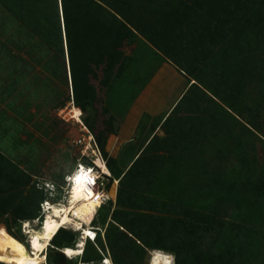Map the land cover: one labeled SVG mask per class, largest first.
I'll return each mask as SVG.
<instances>
[{
	"label": "rangeland",
	"instance_id": "1",
	"mask_svg": "<svg viewBox=\"0 0 264 264\" xmlns=\"http://www.w3.org/2000/svg\"><path fill=\"white\" fill-rule=\"evenodd\" d=\"M75 2L72 83L55 0H0V244L92 136L118 181L91 225L124 264H264V0Z\"/></svg>",
	"mask_w": 264,
	"mask_h": 264
},
{
	"label": "bare ground",
	"instance_id": "2",
	"mask_svg": "<svg viewBox=\"0 0 264 264\" xmlns=\"http://www.w3.org/2000/svg\"><path fill=\"white\" fill-rule=\"evenodd\" d=\"M65 44L67 51V61L69 64L67 42ZM69 73L71 82L73 83L70 65ZM80 115V109L75 106L73 108V117L79 121L81 120ZM75 165L71 170L72 177L70 183L64 184V186H67L68 190L66 201L62 202L61 204H51L48 207L49 209L46 211V215L42 219V222L39 226H33L28 222V219H25L23 221L25 225H20V234L23 237V241L21 240L13 243L0 244V257L4 258L0 259V264H40L50 247L57 248L66 254L70 259L78 258L80 254L84 252V248L86 246L84 237H80L78 244L74 247L69 245L58 247L53 242V239L60 228L64 229L70 226L75 232H80L83 229L85 230L84 233L89 232L88 225L91 224V217L93 216L94 210L97 208V206H99V202H96L91 198L92 191L85 187L84 178H82L80 182L75 181L74 177L81 172L76 170ZM104 168L105 170L110 171L108 165H105ZM117 181L118 179L116 178V182ZM45 186L47 187V190L55 189V186L54 188H51V185L48 186L47 184H45ZM57 211L60 212L59 216L55 214ZM61 221L64 222L61 223ZM54 225H58V227H55ZM76 225H80V227L77 228ZM34 239L42 247H34L32 243ZM81 245L82 247H80ZM20 248H22L23 251H20ZM65 250H71L73 255H68ZM153 251H159L163 255H171L170 253L158 248L152 249L150 251L148 264H150L151 260L153 259ZM81 264L87 263H84L82 260Z\"/></svg>",
	"mask_w": 264,
	"mask_h": 264
},
{
	"label": "built area",
	"instance_id": "3",
	"mask_svg": "<svg viewBox=\"0 0 264 264\" xmlns=\"http://www.w3.org/2000/svg\"><path fill=\"white\" fill-rule=\"evenodd\" d=\"M92 136H89L88 141L83 144V148L81 150V158H79L76 161V170L81 171L83 170L84 172L87 173V179L84 178L85 182V187L88 188L89 190L92 191L91 198L99 202V205L102 206L103 204L107 203L111 199V194H110V186L113 184V182H116V179L112 176L111 171L105 170V165H107V161L103 157L98 145L92 141ZM81 142V140H80ZM99 162V163H97ZM90 170V171H89ZM72 177V172H68L64 176V184L70 183ZM94 180L95 183H91L90 181ZM110 184V186H109ZM48 185V184H47ZM52 187L54 188V184L51 183ZM62 193L58 194L56 188L53 190H47V187H45L46 191L48 194L46 197L40 202V213L39 216L36 217L35 219L29 220L28 222H36L38 220H41V217L43 215L45 216L46 211L49 209L48 207L51 204H61L66 200V196L68 193L67 186H62ZM57 191V192H56ZM63 196L65 200H62ZM45 205H48V207H45ZM42 222V220H41ZM40 222V224H41ZM22 226L25 225L24 222H21ZM89 227V232H92L95 234V238L93 239L92 237H88L84 233V229L82 230L81 236L84 237L85 242L89 239L93 242H95L97 235L99 232H101V228L95 225H88ZM102 233V232H101ZM78 244V241L76 245ZM102 252V251H101ZM83 252L80 254L82 256ZM103 256L99 264H103L105 260L110 261V264H114L113 259L110 255L109 252L104 253L102 252Z\"/></svg>",
	"mask_w": 264,
	"mask_h": 264
},
{
	"label": "trees",
	"instance_id": "4",
	"mask_svg": "<svg viewBox=\"0 0 264 264\" xmlns=\"http://www.w3.org/2000/svg\"><path fill=\"white\" fill-rule=\"evenodd\" d=\"M76 0H55V6H56V15H57V22H58V26H59V32H60V37H61V41H62V46H63V51H64V57H65V54H66V42H67V50H68V55H69V65H70V68L74 69V60H73V48H72V39H71V22H70V3H76L75 2ZM21 7H23V4L21 5ZM26 11H30L29 8L26 9ZM60 13V14H59ZM110 27L112 29H119V27L121 28L122 25L120 23H118L117 19L115 18H111V21H110ZM120 24V25H119ZM65 36V37H64ZM65 41V42H64ZM65 67H66V63H65ZM110 186V184H109ZM44 199V197H42V199L40 200V202ZM40 202L38 204V212L30 219L28 220H32V219H35L36 217L39 216V213H40ZM18 219H16L12 224H10L9 226H13L16 227V224L18 223L17 222ZM21 224V222H20ZM62 231H65V228H60L59 231L57 232V234L55 235L54 239H53V242L56 246L58 247H61V246H64V245H69V246H75L77 241H78V236H74L72 238H61L60 241L58 240L60 235L62 234ZM115 237L114 236H111V240L107 241L103 238L101 232L98 233L97 235V238L95 240V242L91 241V240H87L86 243H85V250L82 254L81 257V260H83L84 263H89V262H93L95 264H99V262L101 261L102 259V252L104 253H107L109 252L112 259H113V262L114 264H124V261H123V256H120L121 255V252H120V249L122 251V248H117L116 247V239H114ZM76 241V242H75ZM88 244H92V246L94 247V250L96 251V258L91 260V261H88V260H84V255L87 251V246ZM51 250H57L59 251L65 258L67 259H70L68 258L63 252H61L60 250H58L57 248H53V247H50L49 250H48V260H49V263L50 264H54L52 261H51ZM102 251V252H101Z\"/></svg>",
	"mask_w": 264,
	"mask_h": 264
},
{
	"label": "snow or ice",
	"instance_id": "5",
	"mask_svg": "<svg viewBox=\"0 0 264 264\" xmlns=\"http://www.w3.org/2000/svg\"><path fill=\"white\" fill-rule=\"evenodd\" d=\"M97 163H99V162H97ZM89 171H90V170H89ZM82 178H85V179L88 178V177H87V173L84 172L83 170H81L80 174H78V175H76V176L74 177V179H75L76 182H80ZM90 182L93 183V184L95 183L94 180H91ZM45 207H48V205H45ZM55 214H56L57 216H59V215H60V212L57 211ZM77 215H78V213H77ZM63 222H64V221H61V223H63ZM54 226H55V227H58V225H54ZM76 227L79 228L80 225H76ZM2 234H4V233H3V229H0V235H2ZM85 235L88 236V237H92L93 239L95 238V234L92 233V232H85ZM49 238H50V237H49ZM32 243H33V246H34V247H37V248L42 247L41 245H39V244L37 243V241H36L35 239L32 241ZM80 247H82V245H81ZM20 251H23V249L20 248ZM65 251L67 252L68 255H73V253H72L71 250H65ZM0 259H4V258H3V257H0Z\"/></svg>",
	"mask_w": 264,
	"mask_h": 264
},
{
	"label": "clouds",
	"instance_id": "6",
	"mask_svg": "<svg viewBox=\"0 0 264 264\" xmlns=\"http://www.w3.org/2000/svg\"><path fill=\"white\" fill-rule=\"evenodd\" d=\"M175 257L171 255H163L159 251H153V259L150 264H173ZM103 264H110V261L105 260Z\"/></svg>",
	"mask_w": 264,
	"mask_h": 264
},
{
	"label": "water",
	"instance_id": "7",
	"mask_svg": "<svg viewBox=\"0 0 264 264\" xmlns=\"http://www.w3.org/2000/svg\"><path fill=\"white\" fill-rule=\"evenodd\" d=\"M66 59H67V51H66ZM66 63H67V68H68V72H69V64H68L67 60H66Z\"/></svg>",
	"mask_w": 264,
	"mask_h": 264
}]
</instances>
